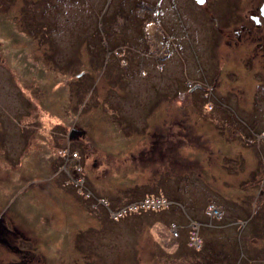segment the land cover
Instances as JSON below:
<instances>
[{
  "label": "rangeland",
  "instance_id": "374dc122",
  "mask_svg": "<svg viewBox=\"0 0 264 264\" xmlns=\"http://www.w3.org/2000/svg\"><path fill=\"white\" fill-rule=\"evenodd\" d=\"M178 2L0 0V219L38 264H264V64ZM143 197L173 206L110 213Z\"/></svg>",
  "mask_w": 264,
  "mask_h": 264
},
{
  "label": "flooded vegetation",
  "instance_id": "af4514ba",
  "mask_svg": "<svg viewBox=\"0 0 264 264\" xmlns=\"http://www.w3.org/2000/svg\"><path fill=\"white\" fill-rule=\"evenodd\" d=\"M178 1H180L178 3L182 6L185 5L191 9L187 0ZM192 1L193 2L190 3V5L197 8V11L205 16L206 19H209L210 21L217 20L222 23V25H220L221 28H218L219 26L214 27L213 22L210 25V28L217 39L218 37L226 39L225 44L226 48H228V54L222 56L223 58L227 57L229 63H231V61L234 62L239 58L237 57L239 52L242 51L248 55L246 61L243 63L244 68L250 69V67H254L255 65L259 66L260 64H264V16L262 13L264 1L259 3L258 0H203L202 4H199L196 0ZM248 2L251 4L245 7ZM242 4L245 9H243ZM184 15L185 16L182 18L184 21L189 20L194 23L193 25H197V22L192 19L190 13H184ZM234 22H238L239 27H235L229 33L228 31L232 28L231 24ZM230 37L231 39L229 40L228 38ZM232 40H234V42H232ZM233 47L235 48L234 50L232 49ZM217 49L218 48L215 46H210L208 49L212 60L217 64V67H215L216 73L212 74L210 77L211 82L215 84L216 88L220 83L219 81L222 80L221 77L223 75L230 78L234 77L231 73H228L229 76L224 72L227 67H220V59L216 56ZM29 240L30 239H26V241H24L23 236H21L17 228H12L11 226L6 225L0 219V248L9 251L13 256L11 261L0 260V264L40 263L35 258L37 255L34 253L35 251L29 248V243H31Z\"/></svg>",
  "mask_w": 264,
  "mask_h": 264
},
{
  "label": "built area",
  "instance_id": "2783aa9c",
  "mask_svg": "<svg viewBox=\"0 0 264 264\" xmlns=\"http://www.w3.org/2000/svg\"><path fill=\"white\" fill-rule=\"evenodd\" d=\"M262 139H264V136H261ZM259 139V140H262ZM172 205V202L169 201L165 197H147L140 201L130 203L127 206H125L122 209L118 210H110V213H112L115 216H118V218H121L125 215L129 214H137L144 211H158L168 209ZM166 207V208H163ZM206 214L212 219V220H218L221 221L223 219V212L222 210L216 206L214 203H209ZM201 227L202 225L196 221H191L189 226V242L188 245L191 249L199 252L203 248V239L201 237ZM171 232L173 233L174 239H178L180 237V230L179 227H177L175 224H171Z\"/></svg>",
  "mask_w": 264,
  "mask_h": 264
},
{
  "label": "bare ground",
  "instance_id": "6f19581e",
  "mask_svg": "<svg viewBox=\"0 0 264 264\" xmlns=\"http://www.w3.org/2000/svg\"><path fill=\"white\" fill-rule=\"evenodd\" d=\"M147 32H148V35L149 37L156 41L157 43H161L163 40V35H162V31H161V28L154 24V23H151L148 27H147Z\"/></svg>",
  "mask_w": 264,
  "mask_h": 264
},
{
  "label": "trees",
  "instance_id": "16d2710c",
  "mask_svg": "<svg viewBox=\"0 0 264 264\" xmlns=\"http://www.w3.org/2000/svg\"><path fill=\"white\" fill-rule=\"evenodd\" d=\"M143 198H145V197H143ZM165 198H166V197H165ZM139 200H140V199H139ZM168 200H169V199H168ZM106 202H107V201H106ZM210 203H212V202H210ZM107 204H108V203H107ZM208 205H209V204H208ZM208 205H207V207H208ZM172 206H173V205H172ZM172 206H171V207H172ZM216 206H217V205H216ZM171 207H170V208H171ZM207 207H206V209H207ZM168 209H169V208H168ZM166 210H167V209H166ZM223 214H224V213H223ZM206 215H207V214H206ZM207 216H208V215H207ZM208 218H209L210 220H212L209 216H208ZM212 221H214V220H212ZM221 221H223V219H222ZM221 221H219V222H221ZM201 225H202V224H201ZM220 228H222V227H220ZM220 228H219V229H220ZM201 229H202V227H201ZM180 237H181V233H180ZM180 237H179V238H180ZM179 238H178V239H179ZM178 239H177V240H178ZM202 239H203V238H202ZM188 240H189V235H188ZM188 242H189V241H188ZM205 244H206L207 247H208L207 241L204 242V239H203V248H202V250L199 251V252H197V251L191 249V248L189 247V245H188V247H189L192 251H195V252H197V253H201V252L204 251V249H205ZM207 247H206V248H207ZM207 257H210V256H207ZM205 258H206V255H205ZM208 260H209L210 262H216V263H218V259H217V258H214V260L208 258ZM209 264H210V263H209ZM218 264H219V263H218Z\"/></svg>",
  "mask_w": 264,
  "mask_h": 264
},
{
  "label": "water",
  "instance_id": "95a60500",
  "mask_svg": "<svg viewBox=\"0 0 264 264\" xmlns=\"http://www.w3.org/2000/svg\"><path fill=\"white\" fill-rule=\"evenodd\" d=\"M199 4H202L203 0H196ZM262 13H263V16H264V4H263V7H262Z\"/></svg>",
  "mask_w": 264,
  "mask_h": 264
}]
</instances>
